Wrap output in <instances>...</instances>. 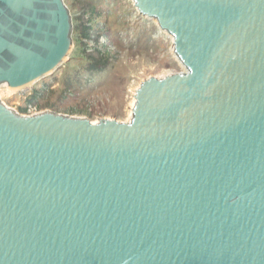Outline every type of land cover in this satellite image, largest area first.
<instances>
[{
  "label": "water",
  "instance_id": "95a60500",
  "mask_svg": "<svg viewBox=\"0 0 264 264\" xmlns=\"http://www.w3.org/2000/svg\"><path fill=\"white\" fill-rule=\"evenodd\" d=\"M183 70L127 121L0 99V264H264V0H131ZM64 0H0V85L70 53Z\"/></svg>",
  "mask_w": 264,
  "mask_h": 264
},
{
  "label": "rangeland",
  "instance_id": "374dc122",
  "mask_svg": "<svg viewBox=\"0 0 264 264\" xmlns=\"http://www.w3.org/2000/svg\"><path fill=\"white\" fill-rule=\"evenodd\" d=\"M64 1L73 22L71 51L60 68L42 81L13 92H7V86L1 84L0 99L11 109L20 112V108L25 106L30 110L27 113L53 110L87 117L92 121L99 118L127 121L131 118L133 92L143 79L183 70L172 53L171 37L157 28L155 20L138 15L131 0H106L104 5L111 9L106 10L107 23H100L98 43L107 44L106 48L112 51V63L88 86L65 97L60 96V78L80 60L75 52V48L79 46L76 39L79 4L77 0ZM53 77L56 79L53 80ZM44 81L51 82L50 89H45L38 95L37 104H27L26 98L34 88L41 87ZM46 103H52L54 107Z\"/></svg>",
  "mask_w": 264,
  "mask_h": 264
},
{
  "label": "trees",
  "instance_id": "16d2710c",
  "mask_svg": "<svg viewBox=\"0 0 264 264\" xmlns=\"http://www.w3.org/2000/svg\"><path fill=\"white\" fill-rule=\"evenodd\" d=\"M79 13L76 25L77 40L79 46L75 48L80 60L70 70L63 73L61 79L60 96H67L75 93L80 88L88 86L112 63L113 53L106 48L107 44H99L98 36L101 34L100 23H107L106 10L111 9L104 5L106 0H77ZM110 40L112 36H109ZM56 77H53L55 80ZM51 82L44 81L41 87L34 88L32 94L26 98L27 104H35L36 98L45 89H50ZM37 104V103H36ZM54 107L52 103H46ZM27 107L20 108L21 113H27Z\"/></svg>",
  "mask_w": 264,
  "mask_h": 264
},
{
  "label": "bare ground",
  "instance_id": "6f19581e",
  "mask_svg": "<svg viewBox=\"0 0 264 264\" xmlns=\"http://www.w3.org/2000/svg\"><path fill=\"white\" fill-rule=\"evenodd\" d=\"M154 20V19H153ZM32 83H29V84H27V85H25L24 87H26V86H28V85H31ZM23 86H21V87H18V88H9V87H6V91L7 92H13V91H15V90H17V89H20V88H24ZM137 88V87H136ZM6 93V92H5ZM134 93V92H133ZM134 102H135V97H134V94H133V100L131 101V109H130V116H132V107H133V105H134Z\"/></svg>",
  "mask_w": 264,
  "mask_h": 264
},
{
  "label": "built area",
  "instance_id": "2783aa9c",
  "mask_svg": "<svg viewBox=\"0 0 264 264\" xmlns=\"http://www.w3.org/2000/svg\"><path fill=\"white\" fill-rule=\"evenodd\" d=\"M30 112V110H28Z\"/></svg>",
  "mask_w": 264,
  "mask_h": 264
}]
</instances>
